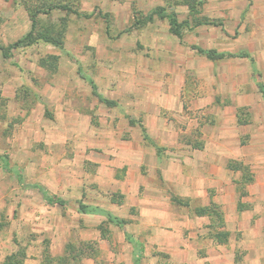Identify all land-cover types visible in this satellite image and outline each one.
Listing matches in <instances>:
<instances>
[{
	"label": "rangeland",
	"instance_id": "1",
	"mask_svg": "<svg viewBox=\"0 0 264 264\" xmlns=\"http://www.w3.org/2000/svg\"><path fill=\"white\" fill-rule=\"evenodd\" d=\"M53 4L71 9H49ZM157 6L179 22L188 21L180 37L169 31L167 18L144 20ZM201 17L213 24L194 25ZM30 31L8 57L0 50V244L48 246L49 261L39 264H134L136 256L139 264H188V257L196 264L184 244H171L170 236L159 235L156 241L154 228L141 225L138 203L145 186L126 185L106 174L99 182L92 179L95 170L85 168L75 152V137L61 124L64 118H58L61 129H55L59 113L47 102L45 88L81 89V97L71 103L81 109V117L92 113V121L97 112L126 114L94 91L122 104L124 99L137 102L144 89L148 97L156 88L168 94L181 80L184 102L205 95L210 86L240 88L239 93L264 88L249 62L254 59L264 71V0H0V45L7 47ZM199 50L213 51V58ZM220 52L226 53L222 60L214 57ZM203 63L213 65V80H205L202 69L197 73ZM218 81L224 86L217 87ZM232 93L225 94L235 98ZM238 109L247 123L248 106ZM139 115L132 117L141 119ZM198 122L191 129L194 137L188 134L195 144L203 123L214 125L217 118L200 113ZM78 123L81 128L85 122ZM178 125L185 128L186 122ZM124 169L114 173L120 176ZM150 182L156 190L152 193L162 195L157 204L187 213L186 206L173 200L170 185L154 177ZM32 184L58 196L63 205L47 203ZM239 237L235 231L230 239ZM226 245L244 256L253 244ZM203 251L199 248L197 255ZM41 257L35 250L29 263L38 264Z\"/></svg>",
	"mask_w": 264,
	"mask_h": 264
},
{
	"label": "crops",
	"instance_id": "2",
	"mask_svg": "<svg viewBox=\"0 0 264 264\" xmlns=\"http://www.w3.org/2000/svg\"><path fill=\"white\" fill-rule=\"evenodd\" d=\"M249 62L257 82L264 85V71L258 70L254 59ZM200 69L205 80H213L212 64L199 65L197 73ZM218 75L224 79V73ZM182 82L169 89L168 94L160 88L154 89L153 97H148L146 89L140 90L144 95L137 102L124 99L122 104L117 101L111 104L120 105L126 114L106 116L97 112L93 121L92 113L86 112L81 117V109L77 110L71 103V99L81 97V89L59 88L52 92L51 88H45V96L54 113H59L55 129H61L57 127L58 118H64L61 124L64 132L68 128L74 135L75 152L81 154L85 168L95 170L90 174L92 179L99 182L106 174L107 178L120 179L126 185L145 186L138 203V216L141 225L154 228L156 241L159 235L160 238L170 236L171 244H184L185 250H192L196 264H264V88H249V92L239 93L240 88L214 90L210 86L211 91L205 95L184 102L180 97ZM218 82L217 87L224 86ZM226 91H234L235 98H228ZM242 105L249 108L245 116L247 123L239 122L243 119L238 109ZM163 112L170 113L174 119H166ZM200 113L214 115L217 123H203L195 144L194 139H188V134L194 137L191 129L199 123ZM138 115L141 119L132 117ZM78 121L85 122L81 128ZM178 122H186L185 128ZM123 167L124 172L117 176L114 170ZM103 169H106L104 174ZM153 177L170 185L176 197L186 202L182 204L187 208L186 214L157 204L162 195L152 193L156 191L151 187ZM209 205L221 211V227L214 224L215 216L194 212L196 207ZM214 230L227 231L228 239L217 242L211 235ZM235 231H239L240 237L232 240ZM226 244L253 245L236 260L237 247L230 249ZM44 247V244H0V263L21 249L25 254L24 263L30 264L35 250H39L40 258ZM199 248L204 249L202 256L197 255ZM40 261L42 257L38 264Z\"/></svg>",
	"mask_w": 264,
	"mask_h": 264
},
{
	"label": "trees",
	"instance_id": "3",
	"mask_svg": "<svg viewBox=\"0 0 264 264\" xmlns=\"http://www.w3.org/2000/svg\"><path fill=\"white\" fill-rule=\"evenodd\" d=\"M190 5L189 7V11L191 12V4H188ZM52 7H61L63 9H66V10H70L71 8L68 7V6H64V5H56V4H53V5H50L48 8L51 9ZM196 9V8H195ZM156 15L157 17L159 18H167L168 19V22H169V31L173 34V35H176L177 37H180L181 35V27L183 25H186L187 24V20H183L181 22L177 21L176 17L173 15V14H169V13H166L163 11V8L161 6H157L156 8H154L149 14L145 15L144 16V20L145 21H151L153 19V16ZM35 16L32 15L31 18H32V26L35 25ZM141 22V21H140ZM139 22V23H140ZM138 23V20L136 19L134 21V24H137ZM213 22L211 20H209L208 18L206 17H201L199 19H197L195 21V24L194 25H200V24H210ZM183 24V25H182ZM32 34V32H28L25 37H23L22 39H19L17 41H15L14 43L8 45L7 47L3 46V45H0V50L2 51V54L4 57H8L9 56V49L14 47V46H18L20 43H22L23 41H25L28 37H30ZM44 39L46 40H50V38H45ZM199 51H202V52H205L206 56L209 57V58H213V51L212 52H209V51H203V50H199ZM226 53L224 52H220V53H217L214 57H217V58H222V57H225ZM95 89V88H93ZM95 95L101 100V101H104L106 104L108 105H111L113 103L112 100H109L103 96H101L100 94H97L95 91H94ZM240 123H245L243 122L242 120H239ZM141 125V124H140ZM142 127V126H141ZM142 130L144 131V127H142ZM144 137L147 139V136L144 135ZM195 145V144H194ZM236 167V166H235ZM33 187L37 188L39 190V192L41 193V195L43 196L44 200L49 203V204H58V205H63V201L56 195L54 194H51L50 192H48L46 189L43 188V186L39 185V184H32ZM173 200L176 201L177 203H180V204H186V202L183 203V201L179 198H177L176 196L173 197ZM194 212L197 214V215H203V214H208V215H212V216H215L214 217V224L218 227H221L223 225V217H222V213L221 211H218L217 207L213 206V205H209V206H206V207H196L194 208ZM211 235L213 236V238L217 241V242H224L228 239V236H229V233L225 230H214ZM48 246H45L44 249H43V252H42V262L46 260L49 261V253H48ZM24 253L21 249L17 250L16 252H13L9 255H7L3 262H1L0 264H25L24 263ZM243 256V252H239V249H236V252H235V259L236 260H240ZM134 264H139L138 263V257L136 256L135 260H134Z\"/></svg>",
	"mask_w": 264,
	"mask_h": 264
}]
</instances>
